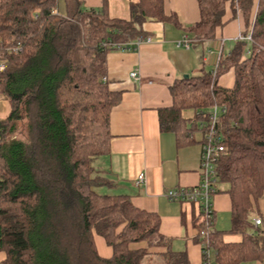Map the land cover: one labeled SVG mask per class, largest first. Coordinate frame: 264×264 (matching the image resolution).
<instances>
[{
    "label": "trees",
    "instance_id": "trees-1",
    "mask_svg": "<svg viewBox=\"0 0 264 264\" xmlns=\"http://www.w3.org/2000/svg\"><path fill=\"white\" fill-rule=\"evenodd\" d=\"M65 1L61 15L57 0H0V45L18 49L2 52L7 66L0 71V98L9 104L0 120L3 264H143L146 251L129 248L138 241L166 247L163 264H190L185 251H173L159 233L158 215L134 207L127 195L98 192L105 181L93 166L109 152V114L120 100L105 79L107 52L116 42L147 37L145 21L179 27L177 17L165 12L164 0L131 2L129 19L109 17L106 0L89 9ZM225 3L197 0L199 20L184 30L198 41L212 38L224 24ZM232 4L244 18L241 35L250 39L238 37L211 71L175 81L172 105L158 111L161 130L192 141L194 131L205 132L208 108L224 106L215 123L224 151L214 163L213 188L225 185L228 232L242 238L224 242L213 224L206 237L199 234L218 264L264 259V221L252 219L264 194V0ZM231 68L233 86H219L218 77ZM185 109L193 117L185 118ZM94 233L111 246L110 258L98 255Z\"/></svg>",
    "mask_w": 264,
    "mask_h": 264
},
{
    "label": "crops",
    "instance_id": "crops-1",
    "mask_svg": "<svg viewBox=\"0 0 264 264\" xmlns=\"http://www.w3.org/2000/svg\"><path fill=\"white\" fill-rule=\"evenodd\" d=\"M106 1L109 17L129 19V4L137 0ZM64 3L66 8L65 0ZM77 4L83 9L99 8L102 0H77ZM61 5L64 9L63 3ZM164 10L176 15L179 27L169 22L147 20L142 29L152 38L150 42L140 44L135 50L115 49L106 54L105 79L111 91L120 93V100L109 114V152L95 158L94 175L105 181L97 188L99 193L127 195L134 207L158 215L159 233L169 240L170 248L176 252L185 251L190 264H202L198 207L189 202L170 201L164 194L167 189L199 182L200 133L194 131L192 141H177L174 132L160 129L158 111L172 105L170 86L184 74H196L201 69L207 72L215 67L244 31L245 22L236 5L226 0L224 24L215 29L214 36L195 40L191 48L185 49L175 43L183 34H188L184 30L186 27L199 20L197 0H164ZM131 71L137 73V78L130 77ZM233 83V68L217 79V84L225 88L232 87ZM8 112V102L0 98V120L5 119ZM182 114L190 118L194 112L185 109ZM140 174L145 175V181L135 184ZM217 188L220 191L211 196L213 229L222 232L224 242H239L241 235L228 232L231 227L230 197L224 191V184L219 183ZM255 209L252 219L259 217L264 221V194ZM93 240L100 257L112 256V248L103 237L94 233ZM129 248L146 251L143 264H163L161 257L166 247L162 245L138 241L129 243ZM209 251L208 264H218L214 249ZM4 258L0 251V264ZM239 264H264V259Z\"/></svg>",
    "mask_w": 264,
    "mask_h": 264
},
{
    "label": "built area",
    "instance_id": "built-area-1",
    "mask_svg": "<svg viewBox=\"0 0 264 264\" xmlns=\"http://www.w3.org/2000/svg\"><path fill=\"white\" fill-rule=\"evenodd\" d=\"M241 39H250V36L239 35ZM152 38L150 37H137L135 39L126 42H116L114 47L116 50L131 51L137 49L140 44L150 42ZM197 40L195 37H190L188 34H183L180 39L176 41L177 47H183L189 49L192 47L193 42ZM18 50L16 47L4 48L0 45V71L5 70L7 66V60L4 57V51ZM130 77L137 78V73L135 71L130 72ZM224 111V106H213L209 108L208 118L206 126L203 127L205 132L200 131V178L199 182L193 186H178L174 188L167 189L165 191V196L170 201L179 202H189L193 203L198 207L200 218H202L204 223V228L199 231L200 237H206V230L211 229L213 224V207L211 202V196L215 192L213 188V181L215 177V166L214 163L222 151H224L223 145L219 142L218 138L214 136L215 134V123L218 120V114ZM200 112V111H199ZM145 181V175H138L135 184H142ZM254 225H259L261 220L259 217L253 219ZM203 248L202 252L206 257L209 258L210 251L207 249V240L201 243ZM209 262V261H208Z\"/></svg>",
    "mask_w": 264,
    "mask_h": 264
},
{
    "label": "rangeland",
    "instance_id": "rangeland-1",
    "mask_svg": "<svg viewBox=\"0 0 264 264\" xmlns=\"http://www.w3.org/2000/svg\"><path fill=\"white\" fill-rule=\"evenodd\" d=\"M61 3H63V8L64 9H62V5H61ZM57 4H59L60 6H58L57 7V9H59V12L58 11H56L57 13H59V14H61V15H65L66 14V8H65V3H64V0H57ZM209 109V108H208ZM193 117V116H192ZM211 256V255H210ZM209 256V257H210ZM211 258V257H210Z\"/></svg>",
    "mask_w": 264,
    "mask_h": 264
},
{
    "label": "water",
    "instance_id": "water-1",
    "mask_svg": "<svg viewBox=\"0 0 264 264\" xmlns=\"http://www.w3.org/2000/svg\"><path fill=\"white\" fill-rule=\"evenodd\" d=\"M183 77H185V78H186V77H188V75H187V74H184V75H183Z\"/></svg>",
    "mask_w": 264,
    "mask_h": 264
}]
</instances>
